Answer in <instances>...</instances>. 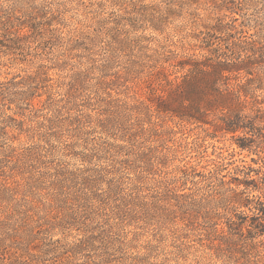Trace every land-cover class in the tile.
Returning a JSON list of instances; mask_svg holds the SVG:
<instances>
[{
  "label": "rangeland",
  "instance_id": "rangeland-1",
  "mask_svg": "<svg viewBox=\"0 0 264 264\" xmlns=\"http://www.w3.org/2000/svg\"><path fill=\"white\" fill-rule=\"evenodd\" d=\"M190 58L239 62L241 111L165 110ZM262 78L264 0H0V264L85 225L112 264H264Z\"/></svg>",
  "mask_w": 264,
  "mask_h": 264
},
{
  "label": "trees",
  "instance_id": "trees-1",
  "mask_svg": "<svg viewBox=\"0 0 264 264\" xmlns=\"http://www.w3.org/2000/svg\"><path fill=\"white\" fill-rule=\"evenodd\" d=\"M4 29L8 32L14 31V33L22 28L23 21H20V17L15 14V9L11 8L5 11ZM40 22H34L30 25L32 31L37 29ZM39 32V31H38ZM235 44L234 42H231ZM188 61L179 62L183 68L185 65L191 66L188 71L183 75L180 82H168V88L165 89L163 94L158 95V99L162 102L168 100H174L175 95L187 87H195L193 95L185 97L179 103L180 108H185L186 111H178L174 108H166L165 110L172 115L179 117L180 119L191 120L194 122L205 123V117L214 110L222 111L225 109H236L239 111L242 109L241 100L238 93H234L228 89V75L233 71H239L241 65L237 61H229L225 59H216L212 61L209 58L205 59H187ZM247 74L252 75L251 69H246ZM212 73L216 76L213 81L207 82L208 85L201 86L200 79L202 76ZM261 81L264 84V78ZM223 86L220 81H224ZM219 85V86H218ZM191 98V99H189ZM195 98V99H194ZM185 100L188 102L184 105ZM190 109V110H189ZM259 111V109H257ZM239 113V112H238ZM241 113H239L240 115ZM1 122V120H0ZM235 124V123H234ZM3 127L0 126V130ZM80 202H78L79 204ZM98 209V208H97ZM82 215L77 211L75 218H81ZM95 227H89L85 225V232L90 234L70 243H63L59 239L52 240L48 243H43L39 248L38 254H32L29 258L20 261L19 264H112L113 261H117L118 256L114 254L113 248L110 246V242L105 240L102 236L104 230L94 234ZM98 241V243H96ZM37 246V245H36ZM99 246V247H97ZM37 248V247H36ZM100 253H92L93 250L98 249ZM81 259V260H79ZM141 258L133 257L129 264H140Z\"/></svg>",
  "mask_w": 264,
  "mask_h": 264
}]
</instances>
